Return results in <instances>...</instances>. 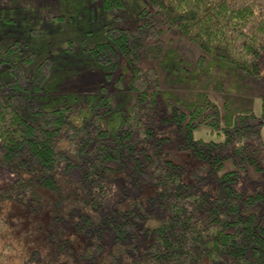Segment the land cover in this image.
Here are the masks:
<instances>
[{"label":"trees","instance_id":"obj_1","mask_svg":"<svg viewBox=\"0 0 264 264\" xmlns=\"http://www.w3.org/2000/svg\"><path fill=\"white\" fill-rule=\"evenodd\" d=\"M10 1L0 167L16 178L0 187V264H264V188L240 182L264 170V95L261 117L236 95L225 119L209 96L263 77L264 0H144L133 29L106 24L130 0H59L68 29L49 6ZM172 28L208 66L167 64ZM160 59L164 77L143 66Z\"/></svg>","mask_w":264,"mask_h":264},{"label":"rangeland","instance_id":"obj_2","mask_svg":"<svg viewBox=\"0 0 264 264\" xmlns=\"http://www.w3.org/2000/svg\"><path fill=\"white\" fill-rule=\"evenodd\" d=\"M6 2H11L10 0H5ZM102 1V0H97ZM97 1H88L86 4L88 5V9L94 7L96 9V13L102 14L99 10V6L101 7V3H96ZM59 0H34L33 3L38 4H44L45 6H49L50 8H47L46 10H42L45 12L46 19H52L53 16L55 17H66L65 19H53V21L56 24L57 28L64 27L66 29L72 27L74 20L71 19L70 15L73 11L72 7H59ZM70 3H77V0H71ZM128 7L123 8V10L120 11H113L111 13V16L114 18L113 21H106V24H114L119 27H127L130 29L135 28L140 23H143L145 20V15L141 12V10L148 9L151 10L150 4L145 2L144 0H130L127 1ZM67 6V5H66ZM83 5H78L74 9L82 10ZM98 6V8H97ZM103 12V11H102ZM58 21V22H57ZM71 39L73 37H76L75 35L70 36ZM163 40L165 42V53H171L167 57V64L171 65V68L176 65L177 68L183 69V70H189V71H195L199 69L205 68V66L209 65V61L211 60L210 57L204 54V52L200 49H198L193 43L189 42L188 39L181 34V32L177 28H172L168 31H166L163 35ZM178 55V56H177ZM205 57V59H203ZM176 62V63H175ZM166 65V64H165ZM165 65L162 61V59L158 61H145L143 63L144 67H155L157 68L160 73L165 76ZM213 72L219 73L220 68L218 65H216L213 69ZM227 74L230 73V71L226 72ZM231 74V73H230ZM236 77L234 76L232 78V81H235ZM214 82V81H213ZM246 82H249V86H244L242 81L239 80L235 83H240L242 87H240V90L243 89V92L241 93L240 90L238 91L237 88L235 90H232L230 92H223L224 90H217L216 85L211 88L209 96L214 99L215 102H217L220 105L222 116L225 119L227 113L231 111V104L226 102L225 100H228L230 98L237 99L236 95H238L240 98L243 99L244 97L249 96L246 99V106L249 107L252 111H254L255 114L259 115L260 117L263 114V100L262 96L264 95V74L261 80H246ZM234 83V84H235ZM226 86L230 87V85ZM233 84V86H234ZM224 86V87H226ZM92 88V87H90ZM216 88V89H215ZM227 93H230V96H226ZM251 100L253 101L252 106L249 104L251 103ZM229 101V100H228ZM240 104V102H239ZM239 106L240 105H236ZM245 105L241 107L240 110L244 111L246 107ZM223 121L225 122V120ZM197 138L199 137H205L206 139H211L213 137L212 133L208 128H203L198 133L195 134ZM262 138L264 141V126L262 127ZM171 156L174 159H179L178 161H188V157L182 156L179 153H177L176 150H172ZM192 162V159H190ZM190 163V162H189ZM16 178V175L3 169L0 167V187L10 185L14 182ZM240 182L243 184H248L252 187H256L257 185H261L264 188V170H257L256 167L250 166L248 167L247 171L244 172L240 177Z\"/></svg>","mask_w":264,"mask_h":264}]
</instances>
